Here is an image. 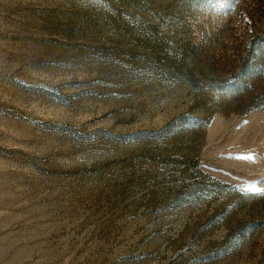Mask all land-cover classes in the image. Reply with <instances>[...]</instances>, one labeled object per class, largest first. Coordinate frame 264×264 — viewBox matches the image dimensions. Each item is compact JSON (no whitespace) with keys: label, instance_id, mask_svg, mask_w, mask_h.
Masks as SVG:
<instances>
[{"label":"rangeland","instance_id":"374dc122","mask_svg":"<svg viewBox=\"0 0 264 264\" xmlns=\"http://www.w3.org/2000/svg\"><path fill=\"white\" fill-rule=\"evenodd\" d=\"M0 264H264V0H0Z\"/></svg>","mask_w":264,"mask_h":264},{"label":"snow or ice","instance_id":"6c2138e0","mask_svg":"<svg viewBox=\"0 0 264 264\" xmlns=\"http://www.w3.org/2000/svg\"><path fill=\"white\" fill-rule=\"evenodd\" d=\"M249 158H251V157H249Z\"/></svg>","mask_w":264,"mask_h":264}]
</instances>
